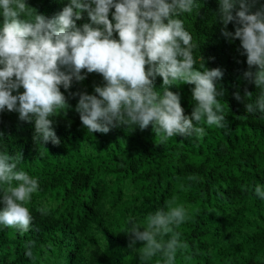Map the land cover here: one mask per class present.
I'll use <instances>...</instances> for the list:
<instances>
[{"label":"trees","instance_id":"obj_1","mask_svg":"<svg viewBox=\"0 0 264 264\" xmlns=\"http://www.w3.org/2000/svg\"><path fill=\"white\" fill-rule=\"evenodd\" d=\"M26 2L52 17L69 0ZM197 3L199 10L180 18L195 45V67L207 64L224 72L218 83L225 95L218 100L226 127L205 124L202 136L166 141L151 125L145 130L120 126L107 134L92 133L75 111L78 97L61 87L71 107L53 118L61 140L57 146L35 143L34 121L3 111L0 151L22 154L18 167L38 179L39 190L26 205L33 216L27 233L0 225V264H141L139 244L133 250L128 247L129 221L145 223L173 197L189 217L176 229L187 248L178 250L175 264H264V200L254 192L257 184L264 187V114L247 113L233 96L247 88L254 100L259 90L243 79L248 66L238 51L240 41L221 34L218 0ZM262 5L264 0H257L256 7ZM84 22L86 15L77 21ZM228 28L234 31V24ZM102 83L99 74H88L83 82H74L71 91L91 94L94 84ZM161 84L157 77L155 87ZM193 87L172 89L180 93L186 115L194 106ZM41 207L46 215L38 211ZM29 240L36 242L34 259L25 255ZM148 264H163L162 257Z\"/></svg>","mask_w":264,"mask_h":264},{"label":"clouds","instance_id":"obj_2","mask_svg":"<svg viewBox=\"0 0 264 264\" xmlns=\"http://www.w3.org/2000/svg\"><path fill=\"white\" fill-rule=\"evenodd\" d=\"M218 4L221 34L240 41L238 51L248 66L243 79L259 90L253 100L252 91L245 88L242 94L237 89L234 99L247 113L264 114V5L257 8V0ZM200 7L197 0H69L48 17L26 0H0V113L17 112L21 121H34L33 141L58 146L53 118L71 107L63 87L78 97L75 111L92 133L107 134L120 126L145 130L151 125L166 141L202 136L205 124L226 127L218 100L225 95L218 83L224 72L207 64L195 67V45L180 18ZM85 15L87 22L78 24ZM92 73L103 78L102 84H94L93 93L71 91L74 82ZM157 77L162 78L159 88ZM181 84L194 85L190 115L185 114L180 93L172 90ZM22 159V154L0 151V225L21 235L32 226L26 205L39 190L38 179L18 167ZM254 192L264 200V187L257 184ZM38 211L47 214L43 207ZM188 218L175 197L166 200L145 223L129 221L128 247L133 250L139 244L141 264L157 255L163 264H175L178 250L187 248L176 229ZM35 244L29 240L24 245L30 259Z\"/></svg>","mask_w":264,"mask_h":264}]
</instances>
